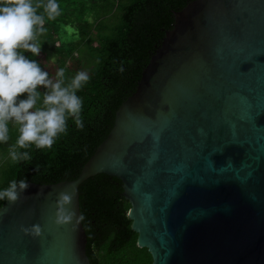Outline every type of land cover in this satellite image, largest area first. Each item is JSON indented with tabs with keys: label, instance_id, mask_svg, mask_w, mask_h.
<instances>
[{
	"label": "water",
	"instance_id": "1",
	"mask_svg": "<svg viewBox=\"0 0 264 264\" xmlns=\"http://www.w3.org/2000/svg\"><path fill=\"white\" fill-rule=\"evenodd\" d=\"M121 180L151 264H264V0H190L77 177L0 206V264H90L78 187ZM61 192L74 194L55 223ZM8 210L5 212L4 209ZM39 224L32 237L22 226Z\"/></svg>",
	"mask_w": 264,
	"mask_h": 264
},
{
	"label": "trees",
	"instance_id": "2",
	"mask_svg": "<svg viewBox=\"0 0 264 264\" xmlns=\"http://www.w3.org/2000/svg\"><path fill=\"white\" fill-rule=\"evenodd\" d=\"M189 1L57 0L61 15L53 21L45 20L46 32L37 37V42L41 50L51 42L59 44L56 47L62 58L59 69L72 50L80 45L86 49L91 64L87 71L89 80L77 91L82 100L84 127L78 129L69 118L67 133L61 134L51 149H36L34 145L30 149H17L29 151L32 159L13 162L9 149L19 132L10 123L9 140L0 143V190L13 180L54 183L77 177L111 129L115 111L135 90L142 69L159 47L165 31L172 27L173 11ZM42 11L39 9L38 14ZM112 15L113 23L106 24L105 19ZM68 27L75 31L70 40H65L63 34ZM21 53L39 63V56L23 50ZM40 103L42 100L38 106ZM78 200L90 264H151L147 249L137 246V233L131 229L127 216L130 203L122 195L120 179L104 173L91 176L79 185ZM3 202L0 201V206Z\"/></svg>",
	"mask_w": 264,
	"mask_h": 264
},
{
	"label": "clouds",
	"instance_id": "3",
	"mask_svg": "<svg viewBox=\"0 0 264 264\" xmlns=\"http://www.w3.org/2000/svg\"><path fill=\"white\" fill-rule=\"evenodd\" d=\"M39 9L43 11L38 14ZM60 15L57 0H0V143L8 142L10 123L18 127V138L9 149L13 162L32 159L29 151L17 149H30L32 145L51 149L58 137L67 133L69 118L78 129L84 127L82 100L77 91L89 80L88 73L78 71L65 83L63 68L57 70L55 79L50 78L36 60L26 58L20 51L39 56L41 44L37 37L46 32L45 20L53 21ZM66 31L71 37L75 30L68 27ZM24 94L26 98L20 99ZM29 187L26 179L13 180L0 190V201L14 205ZM73 197L72 193H59L55 223L63 225L72 220L75 213L68 206ZM22 231L34 238L42 235L39 224L22 226Z\"/></svg>",
	"mask_w": 264,
	"mask_h": 264
},
{
	"label": "rangeland",
	"instance_id": "4",
	"mask_svg": "<svg viewBox=\"0 0 264 264\" xmlns=\"http://www.w3.org/2000/svg\"><path fill=\"white\" fill-rule=\"evenodd\" d=\"M113 15L105 19L106 24H112L113 23ZM63 38L65 40H70V37L68 33L63 34ZM97 39V34L94 32V36ZM72 38V37H71ZM76 40V38H73L71 40ZM56 45L57 43H49L48 47L46 49L41 50L39 54V64L41 68L49 73L50 78L55 79L56 78V72L59 69L60 62H61V55L56 52ZM21 51V50H20ZM89 55L87 54L86 49L80 45L79 48H75L72 50V53L69 55H66L64 58V64L63 68L65 70L66 76H65V83L69 82L72 78H70V75L73 77L78 71H89L91 64L90 60H88ZM72 72V73H71Z\"/></svg>",
	"mask_w": 264,
	"mask_h": 264
}]
</instances>
